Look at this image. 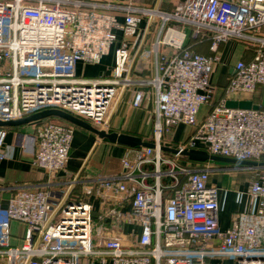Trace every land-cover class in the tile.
Masks as SVG:
<instances>
[{
	"label": "built area",
	"instance_id": "2783aa9c",
	"mask_svg": "<svg viewBox=\"0 0 264 264\" xmlns=\"http://www.w3.org/2000/svg\"><path fill=\"white\" fill-rule=\"evenodd\" d=\"M155 32L153 77L138 80L135 56ZM233 40L253 59L237 62L216 102L218 50ZM203 42H211L210 56L196 50ZM112 50L109 77L77 74L79 64L99 65ZM136 86L152 97L155 147L131 151L118 175L55 184L69 164L75 127L46 119L33 123L34 135L18 136L47 182L17 186L0 202V264H264V168H250L248 210L223 231L222 190L210 183V167L161 151L162 134L185 126L193 131L176 148L181 152L264 162V108L226 107L264 87V0H186L173 12L133 3L0 0V121L54 109L108 131L116 105ZM7 158L0 153V161ZM14 223L26 228L20 246H12Z\"/></svg>",
	"mask_w": 264,
	"mask_h": 264
},
{
	"label": "crops",
	"instance_id": "0c3cea01",
	"mask_svg": "<svg viewBox=\"0 0 264 264\" xmlns=\"http://www.w3.org/2000/svg\"><path fill=\"white\" fill-rule=\"evenodd\" d=\"M88 1L99 2V3L110 2L120 5L133 3L141 7H151L158 5L160 9L165 12H173L178 6L183 5L186 2V0H88ZM145 27H146V22H143L141 25V29L144 30ZM156 36L157 33L155 32L153 35L148 36V38L145 40V46H148V48L144 47V49H142L140 53V58L142 52L145 51V48L146 50H150V46L156 39ZM210 46H211V42H203L197 45L196 50L203 55L210 56L211 55ZM171 51L172 50L167 49L166 52L171 53ZM218 53L221 57V63L218 64L216 68H214L215 70H213V75H212V84L217 88L216 96H215L216 102H218L221 97L222 88L226 86L229 78L233 75L234 67L237 64V62L241 60L249 62L253 59L252 52L249 49H247L244 44L236 40L230 41L229 43L222 45L219 48ZM109 56L105 57L104 59L108 58ZM104 59L102 60V62L104 61ZM102 62L99 65L87 66V67H84L81 64H79L77 68V74L79 76H83L88 79L107 78L110 76L112 72V68L114 66V54H113V62L112 65L108 67L109 69L97 70L102 65ZM88 70L90 71V74L87 73ZM134 70H135V66H134ZM136 71H137V67H136ZM153 74H154V70H153ZM134 76L136 77L135 73ZM142 90L144 89L136 88V91L132 92V94L129 95L128 92L126 96H124L121 104L117 108L116 116L113 119V121L116 122L114 124L115 129L110 132L124 133V134L138 136L148 142H151L153 140V139L146 140L148 136L146 131H148V126L151 124V118H149V114H147L146 112L140 109L131 110V108L125 106L126 103L124 104L125 99L128 100V95L130 97L129 98L130 102H132L133 100H136V102H141L143 99L146 100V102L148 100L150 101L151 95L148 94V92H143ZM139 93L143 94L140 101L137 100V96ZM250 101L254 105L264 108V87L262 86L259 87L256 93L253 95V97H251ZM151 108H152L151 111L152 113L151 112L150 113L154 118L153 121L155 122L153 103L151 105ZM207 111H208L207 108H203L201 110L199 115V121H201L204 118ZM125 119H126V123H124ZM31 125H35V124H30L26 126H31ZM74 127H75L74 142L70 154L69 164L67 166V170L58 175L55 184L57 183L66 184L70 182L73 179V174L76 172L78 168H79L78 173L80 172V170L84 165V162L86 161L92 150L95 148L99 140L97 135L82 128L76 126ZM177 128H182L184 131L187 130V132L177 135L174 131L172 135L173 143L170 144L180 145L189 137V135L193 131L192 128L185 126H179ZM94 136H96L97 139L94 140L93 138ZM18 142H19L18 134L14 135L12 132H10L7 136V141H6L7 149H5L4 152L8 154V158L3 161H0V190H10L17 186L42 185L47 182L46 174L42 170L33 167L31 156L28 155L19 146ZM102 145H104L103 148ZM135 149L136 148L120 146L118 144L111 143L108 140L100 141L96 146L95 151L93 152V155L89 161V163L91 162L93 164L92 170L90 171L89 175H93V176L118 175L122 171V165H121L122 159L128 154L130 153L132 154L131 151H134ZM235 166H239V165H235ZM231 177H229V179H232ZM233 177L234 180L226 181L225 177L223 176L211 175V179H210L211 184L218 186L222 190L220 196L221 212H220L219 220H220V228L223 231L228 230L232 226V221L237 214L248 210V199L244 193L248 188L249 182L240 184L235 180L237 178L235 176ZM7 199L5 200L2 199L0 200V202H3L5 204ZM25 230H26L25 226L17 223L13 224L12 246L21 245L24 238ZM210 264H217V263L211 262ZM221 264H232V263L224 262Z\"/></svg>",
	"mask_w": 264,
	"mask_h": 264
},
{
	"label": "rangeland",
	"instance_id": "374dc122",
	"mask_svg": "<svg viewBox=\"0 0 264 264\" xmlns=\"http://www.w3.org/2000/svg\"><path fill=\"white\" fill-rule=\"evenodd\" d=\"M145 47L148 48V46H145ZM146 48H145V51L142 52L141 58L139 56L137 61H136V63H135L136 65H135L134 73L136 75L135 78L138 79V80H150L153 77L152 75H153V66H154L155 57H154V55H152L150 53V50H146ZM112 62H113V50H112V53L110 54V56L108 58L104 59V61L102 62V65L97 70H99V69H103V70L109 69L108 67H110L112 65ZM216 66H215V68H216ZM136 67H137V71H136ZM87 73L90 74V71L88 70ZM136 88H140V89L143 88L145 90V91L142 90L143 92H148V94H150V91H147L148 87L138 86V87L130 88L128 91H126L124 93V96H126V94L128 92H129V95L132 94V92L136 91ZM138 91H141V90H138ZM129 95H128V100L125 99V102H124V104L126 103L125 106L131 108V110L140 109V110H143L144 112H146L147 114H149V118H151V124L148 126V131H146V133L148 135L146 140L154 139V137H155V129H154V121H153L154 118L151 115V113H152L151 112L152 111L151 105L153 103L152 102V97H151L150 101L148 100L147 102L144 99L141 102H136V100H133L132 102H130L129 101V98H130ZM124 96L122 97V99L119 101V103L115 107V110H114V113L112 115V119H111V122H110V127H109L107 132L113 131L115 129V125L114 124L116 122H114L113 119L116 116L117 108L121 104ZM124 123H126V119H125ZM36 128L37 127L35 125H31V126L19 127L17 129L12 130V131L2 130V131H4L5 136H4V138H3V136L1 138V135H0V153L3 154L5 152V149H7L6 141H7V136H8V134L10 132H12L14 135L18 134V136L19 135L32 136V135L35 134ZM174 131H175V133L177 135L187 132V130L184 131L182 128H177V129H176V127L172 128L170 130V132L162 134L161 142L162 143H165V142L166 143L167 142L173 143L172 135H173ZM93 138H94V140L97 139L96 136H94ZM103 146L104 145H102V148H103ZM180 161L183 164L187 165V163H185L186 161H183L181 159H180ZM218 163H221V162H218ZM80 164H82V163H80ZM221 164H224V165L219 166V165H216V164H213V163H206L205 165H208L210 167V169L212 170V175L213 176H223V177H225L226 181L227 180H229V181L230 180H234L233 176H235L237 178L235 180L238 183L244 184V183H248L254 177V172L250 168L240 167V166H235V165H229L228 163H221ZM92 167H93V164L90 162L86 166V168H85V170L83 172L82 179L84 177H86V176H89V173L92 170ZM78 169L73 174V178L78 173ZM229 177H231L232 179H229ZM14 192H15L14 189H11V190H0V200H2V199L5 200L7 198H10Z\"/></svg>",
	"mask_w": 264,
	"mask_h": 264
},
{
	"label": "water",
	"instance_id": "95a60500",
	"mask_svg": "<svg viewBox=\"0 0 264 264\" xmlns=\"http://www.w3.org/2000/svg\"><path fill=\"white\" fill-rule=\"evenodd\" d=\"M143 47V46H142ZM142 47L137 52L135 59H134V65L140 56V53L142 51ZM226 107L229 109H241V110H257L259 107L254 105L251 101H234L229 100L226 102ZM56 118L59 120H62L63 122L82 128L84 130H87L95 135L98 136L99 140L96 144L102 140H108L111 143L118 144L120 146L129 147V148H140V147H147V148H154L155 145L151 142L143 140V138L130 135V134H124V133H116V132H107L104 130H99L89 124L86 121H83L79 118H76L66 112L60 111V110H45L36 114H33L31 116L22 118L20 120L15 121H0V128H17L22 127L26 125H30L39 121H43L46 119ZM95 146V148H96ZM95 148L92 150L86 161L84 162V165L80 172L77 174V180L81 178L86 166L88 165L93 152L95 151ZM161 151L164 153H170L173 155H181V157L188 158L189 161L197 164H206V163H228L232 165H239L243 167L248 168H264V162L263 163H257V162H248V161H240L235 159H229V158H223V157H217V156H211L207 152L202 150H185V151H179L176 148L168 147V146H162Z\"/></svg>",
	"mask_w": 264,
	"mask_h": 264
},
{
	"label": "trees",
	"instance_id": "16d2710c",
	"mask_svg": "<svg viewBox=\"0 0 264 264\" xmlns=\"http://www.w3.org/2000/svg\"><path fill=\"white\" fill-rule=\"evenodd\" d=\"M52 120L53 119H55V120H57L56 118H51ZM57 121H61V120H57ZM17 128H19V127H17ZM17 128H0L1 130H8V131H12V130H14V129H17ZM106 141V140H105ZM163 145L164 146H168V147H173V148H177L178 147V145H174V144H170V143H163ZM166 155H169V156H172L173 154H170V153H165ZM181 160H183V161H186L185 163H193V162H191V161H189L188 160V158H186V157H181L180 158ZM213 164H216V165H219V166H221V165H224V164H221V163H213ZM228 165V164H227ZM230 165V164H229Z\"/></svg>",
	"mask_w": 264,
	"mask_h": 264
}]
</instances>
